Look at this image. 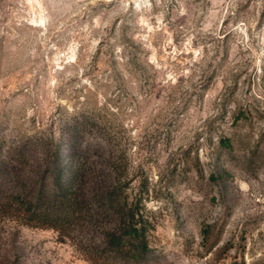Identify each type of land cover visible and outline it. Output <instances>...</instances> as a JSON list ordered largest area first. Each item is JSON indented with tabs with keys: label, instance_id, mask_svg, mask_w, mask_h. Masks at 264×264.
I'll return each instance as SVG.
<instances>
[{
	"label": "rangeland",
	"instance_id": "1",
	"mask_svg": "<svg viewBox=\"0 0 264 264\" xmlns=\"http://www.w3.org/2000/svg\"><path fill=\"white\" fill-rule=\"evenodd\" d=\"M71 117L152 225L110 264H264V0H0L4 151ZM98 237L0 217V264H91Z\"/></svg>",
	"mask_w": 264,
	"mask_h": 264
},
{
	"label": "trees",
	"instance_id": "2",
	"mask_svg": "<svg viewBox=\"0 0 264 264\" xmlns=\"http://www.w3.org/2000/svg\"><path fill=\"white\" fill-rule=\"evenodd\" d=\"M88 123L92 119L71 117L58 138L46 139L33 155L23 143L4 151L0 141V217L51 229L61 240L84 230L98 233L86 257L91 264L115 258L144 262L149 214L123 191L126 169L112 145L83 142ZM232 148L230 137H218L217 154Z\"/></svg>",
	"mask_w": 264,
	"mask_h": 264
}]
</instances>
